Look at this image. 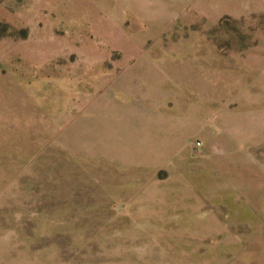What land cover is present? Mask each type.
Returning a JSON list of instances; mask_svg holds the SVG:
<instances>
[{"label":"rangeland","instance_id":"374dc122","mask_svg":"<svg viewBox=\"0 0 264 264\" xmlns=\"http://www.w3.org/2000/svg\"><path fill=\"white\" fill-rule=\"evenodd\" d=\"M103 7L0 0V264H264V15Z\"/></svg>","mask_w":264,"mask_h":264},{"label":"crops","instance_id":"0c3cea01","mask_svg":"<svg viewBox=\"0 0 264 264\" xmlns=\"http://www.w3.org/2000/svg\"><path fill=\"white\" fill-rule=\"evenodd\" d=\"M102 2L107 15L120 18L124 16V21L132 18L133 24L142 28L138 41H133L136 48H143L147 43L153 42L160 45L163 35L182 18L197 16L206 20L209 25L215 26L224 17L242 19L264 15V0H102ZM161 45L164 47L165 44ZM208 46L212 49L211 43ZM212 60L215 61V58Z\"/></svg>","mask_w":264,"mask_h":264},{"label":"trees","instance_id":"16d2710c","mask_svg":"<svg viewBox=\"0 0 264 264\" xmlns=\"http://www.w3.org/2000/svg\"><path fill=\"white\" fill-rule=\"evenodd\" d=\"M0 28H3L4 30H5V29H8V25H6V24H1V25H0ZM0 38H3V37H0Z\"/></svg>","mask_w":264,"mask_h":264}]
</instances>
